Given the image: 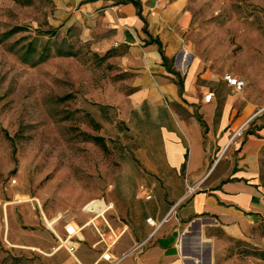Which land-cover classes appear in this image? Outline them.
Returning a JSON list of instances; mask_svg holds the SVG:
<instances>
[{
  "label": "rangeland",
  "instance_id": "374dc122",
  "mask_svg": "<svg viewBox=\"0 0 264 264\" xmlns=\"http://www.w3.org/2000/svg\"><path fill=\"white\" fill-rule=\"evenodd\" d=\"M158 1L169 37L178 38L176 81L183 53L189 69L235 72L246 83L239 100L254 113L245 135L256 134L264 122V0ZM82 5L0 0V264H75L60 237L68 223L93 217L87 208L103 213L113 202L106 217L119 226L141 218L146 158L137 152L145 141L120 125L117 107L102 109L130 92L128 75L104 58L105 41ZM260 170L264 193V148ZM58 217L53 231L46 220ZM80 237L77 256L92 264L98 238L91 228ZM263 250L264 221L230 242L225 260L264 264Z\"/></svg>",
  "mask_w": 264,
  "mask_h": 264
},
{
  "label": "crops",
  "instance_id": "0c3cea01",
  "mask_svg": "<svg viewBox=\"0 0 264 264\" xmlns=\"http://www.w3.org/2000/svg\"><path fill=\"white\" fill-rule=\"evenodd\" d=\"M79 1L81 12L96 21L106 53L114 52L107 62L128 75L130 92L121 95V103L103 107H117L120 125L142 135L144 152H137L146 158L141 186L153 191L150 201L139 192L143 210L137 223H111L125 231L113 256L119 264H230L225 260L228 244L264 221L259 187L264 122L259 121L256 134L235 138L241 127L248 129L253 107L239 100L224 75L189 69L184 53L176 70L179 85L152 42L160 40L167 58H175L178 38L169 37V14L160 1L135 0L142 17L135 4L123 0ZM207 94H213L210 103L204 100ZM150 218L156 226L147 222ZM89 228L98 238L92 264H108L100 260L105 246L92 227L83 231ZM81 242L75 264H84L77 256Z\"/></svg>",
  "mask_w": 264,
  "mask_h": 264
},
{
  "label": "built area",
  "instance_id": "2783aa9c",
  "mask_svg": "<svg viewBox=\"0 0 264 264\" xmlns=\"http://www.w3.org/2000/svg\"><path fill=\"white\" fill-rule=\"evenodd\" d=\"M224 81L227 85L234 89L236 93H241L246 88V83L244 80L239 77L234 76L231 73H227L224 75ZM213 99V94H207L204 97L205 102L210 103ZM247 124L241 127L235 134V138H241L244 135L245 128ZM140 196L148 201L153 199V191L145 186L140 187ZM105 210L103 213H100L98 210H94L91 208L85 209L86 213L93 214V217L85 224V226L79 227L75 223H68L65 226V233L62 237H60L61 247L65 248V250L74 256L78 250V241L81 239L80 234L88 225V227H92L94 232L100 238V242L104 244V251L100 258L101 261L107 262L108 264H119L120 259H117L112 254L113 246L119 241L125 231H118L115 229L110 221L107 219L106 214L113 210L112 204H106ZM150 225L156 226V223L153 219H148L147 221ZM146 242L141 244L143 246ZM79 264V262H77Z\"/></svg>",
  "mask_w": 264,
  "mask_h": 264
},
{
  "label": "trees",
  "instance_id": "16d2710c",
  "mask_svg": "<svg viewBox=\"0 0 264 264\" xmlns=\"http://www.w3.org/2000/svg\"><path fill=\"white\" fill-rule=\"evenodd\" d=\"M123 3H133L135 4L138 8H139V15L142 17V9H141V4L138 2V1H135V0H123ZM145 21V20H144ZM145 24L146 26L148 25L147 22L145 21ZM19 29H16L14 30L13 33H16L15 31H18ZM145 32L148 34V30H147V27L145 28ZM153 43H157L159 45V48H160V54L163 58V62H164V65L169 69V71L171 73H173V70L171 68V60H169V58H167V56L165 55V52L163 50V46H162V43L160 40L156 39V40H152ZM114 54L113 51H108L105 55V59H109L110 57H112ZM179 85L182 87V83H179ZM103 109V112H108L109 110H111L112 108L111 107H105V108H102ZM254 133H250L249 135H253ZM258 258L264 262V250L260 252V254L258 255Z\"/></svg>",
  "mask_w": 264,
  "mask_h": 264
},
{
  "label": "bare ground",
  "instance_id": "6f19581e",
  "mask_svg": "<svg viewBox=\"0 0 264 264\" xmlns=\"http://www.w3.org/2000/svg\"><path fill=\"white\" fill-rule=\"evenodd\" d=\"M59 222H60V217L55 218V219L52 220V221L46 220V223H47L48 227H49L50 229H52L53 231H55L54 227H55L56 225H58ZM87 226H88V225H87Z\"/></svg>",
  "mask_w": 264,
  "mask_h": 264
}]
</instances>
